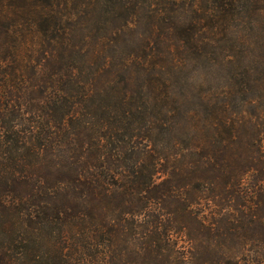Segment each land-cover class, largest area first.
<instances>
[{"label":"trees","instance_id":"trees-1","mask_svg":"<svg viewBox=\"0 0 264 264\" xmlns=\"http://www.w3.org/2000/svg\"><path fill=\"white\" fill-rule=\"evenodd\" d=\"M0 264H264V0H0Z\"/></svg>","mask_w":264,"mask_h":264},{"label":"rangeland","instance_id":"rangeland-1","mask_svg":"<svg viewBox=\"0 0 264 264\" xmlns=\"http://www.w3.org/2000/svg\"><path fill=\"white\" fill-rule=\"evenodd\" d=\"M216 86H217V84H216Z\"/></svg>","mask_w":264,"mask_h":264}]
</instances>
